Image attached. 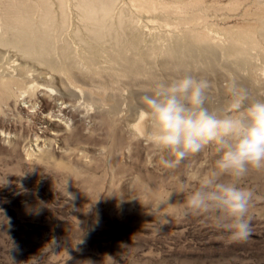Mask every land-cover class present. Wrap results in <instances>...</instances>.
I'll return each mask as SVG.
<instances>
[{"label": "rangeland", "instance_id": "rangeland-1", "mask_svg": "<svg viewBox=\"0 0 264 264\" xmlns=\"http://www.w3.org/2000/svg\"><path fill=\"white\" fill-rule=\"evenodd\" d=\"M51 1L71 30L73 0ZM119 14L143 39L123 48L126 63L72 42L68 75L0 44V264H264V169L231 178L254 193L246 241L233 242L214 218L183 217L218 153L209 146L165 168L170 154L139 105L158 82L186 75L209 81L210 109L221 114L231 85L246 104L264 99V0H115ZM173 44L209 50L166 51ZM59 105L63 119L47 118Z\"/></svg>", "mask_w": 264, "mask_h": 264}, {"label": "clouds", "instance_id": "clouds-1", "mask_svg": "<svg viewBox=\"0 0 264 264\" xmlns=\"http://www.w3.org/2000/svg\"><path fill=\"white\" fill-rule=\"evenodd\" d=\"M210 87L207 79L192 75L158 82L154 91L140 95L139 105L151 122L153 142L170 154L160 158L165 168L174 169L215 147L216 170L190 191L181 215L214 218L233 242H244L252 230L249 209L254 193L234 180L249 170L264 169V99L246 104L247 93L231 85L228 109L221 114L210 109Z\"/></svg>", "mask_w": 264, "mask_h": 264}, {"label": "bare ground", "instance_id": "bare-ground-1", "mask_svg": "<svg viewBox=\"0 0 264 264\" xmlns=\"http://www.w3.org/2000/svg\"><path fill=\"white\" fill-rule=\"evenodd\" d=\"M63 2V0L58 2L60 7L64 5L65 2ZM72 2L78 12L79 20L71 30H67L62 25L64 23L67 25L69 22H67V16L60 15L58 18L57 15H51L54 14L51 0H40L33 6L23 4L20 0H7L3 4V9L0 8V12L3 10L0 16V44L4 47H12L29 58H34L49 70L63 69L66 74L73 75L72 42L78 41L83 47L101 46L107 58L115 63L127 62L128 57L123 53V48L136 50L138 44L143 42L137 29L125 28V21L132 25L136 22L133 17L123 19V15L119 14L116 20L113 19L111 14L114 11L115 0H73ZM37 8L39 9L38 17L32 14V11ZM69 23L70 26L72 22ZM56 25H59L61 29H57ZM191 48L173 44L168 45L166 51L173 54L187 51L188 55L199 57L206 55L204 53H208L209 50L202 48V53L199 54L200 52ZM110 49L116 54L107 52ZM55 53L63 63L58 64ZM132 66H136L135 61H132ZM55 110L56 112H50L46 117L49 119L59 117L61 120L67 114V108L64 105L56 106Z\"/></svg>", "mask_w": 264, "mask_h": 264}]
</instances>
